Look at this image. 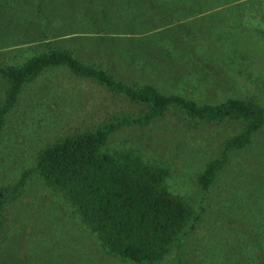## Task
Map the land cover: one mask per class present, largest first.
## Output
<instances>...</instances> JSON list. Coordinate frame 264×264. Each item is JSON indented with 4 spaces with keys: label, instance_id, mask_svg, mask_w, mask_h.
Wrapping results in <instances>:
<instances>
[{
    "label": "rangeland",
    "instance_id": "obj_1",
    "mask_svg": "<svg viewBox=\"0 0 264 264\" xmlns=\"http://www.w3.org/2000/svg\"><path fill=\"white\" fill-rule=\"evenodd\" d=\"M45 42L126 83L198 103L236 97L264 107V0H0V65L22 63L46 50ZM6 88L0 74V104ZM144 109L66 65L43 68L21 85L4 117L0 186L33 167L39 149L57 137ZM241 127L192 120L170 107L109 134L102 149L165 166L169 190L200 213L158 264H264V122L248 145L229 153L207 189L197 180ZM3 216L0 264H142L105 253L74 207L36 173Z\"/></svg>",
    "mask_w": 264,
    "mask_h": 264
},
{
    "label": "trees",
    "instance_id": "obj_2",
    "mask_svg": "<svg viewBox=\"0 0 264 264\" xmlns=\"http://www.w3.org/2000/svg\"><path fill=\"white\" fill-rule=\"evenodd\" d=\"M261 7L257 4L258 9ZM235 36L244 41L247 38L240 31ZM45 45L46 50L20 64L0 65V74L7 80L5 98L0 104V130L21 85L48 66L66 65L73 73L93 79L145 109L113 116L92 129L59 136L39 149L33 167L24 170L14 183L0 186V233L4 229L5 205L20 196L28 177L36 173L74 207L105 253L136 263L158 264L185 233L187 225H196L200 213L182 195L169 190L165 166L146 162L130 150L102 149L109 134L124 125L146 124L170 107L205 123L241 122L242 129L227 137L220 153L199 172L198 183L207 189L224 168L229 153L248 145L252 134L262 126L264 107L236 97L209 104L178 93H161L149 84L126 83L115 78L106 69L83 61L66 48L49 42Z\"/></svg>",
    "mask_w": 264,
    "mask_h": 264
}]
</instances>
